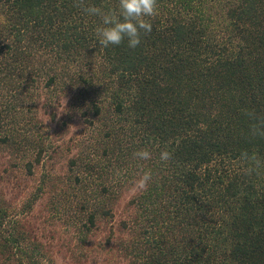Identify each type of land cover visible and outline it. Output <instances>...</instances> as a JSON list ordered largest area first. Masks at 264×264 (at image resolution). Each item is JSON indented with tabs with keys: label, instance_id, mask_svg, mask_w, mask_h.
<instances>
[{
	"label": "trees",
	"instance_id": "16d2710c",
	"mask_svg": "<svg viewBox=\"0 0 264 264\" xmlns=\"http://www.w3.org/2000/svg\"><path fill=\"white\" fill-rule=\"evenodd\" d=\"M116 4L0 0V75L24 66L83 125L68 173L45 172L22 208L0 194V264H59L28 218L49 186L82 249L134 187L124 264H264V0H156L136 48H102L83 7ZM3 125L0 111L29 174L53 158L44 135L20 146Z\"/></svg>",
	"mask_w": 264,
	"mask_h": 264
},
{
	"label": "rangeland",
	"instance_id": "374dc122",
	"mask_svg": "<svg viewBox=\"0 0 264 264\" xmlns=\"http://www.w3.org/2000/svg\"><path fill=\"white\" fill-rule=\"evenodd\" d=\"M21 68L13 74L0 75V111L4 119L1 136L10 135L20 146L33 147L32 140L39 132L45 140L49 139L54 152L53 158L45 157L44 166H35L34 173L29 174L25 165L28 161L26 154H15L12 147L0 141V194L19 208L38 190L45 172L68 173L67 161L75 153L72 148L74 139L83 131L81 121L69 120L67 108L71 95L58 98L53 91L42 86V80L28 84L23 75L28 71L24 66ZM32 77L33 80L38 79L35 75ZM46 190L47 193L36 202L28 218L41 239L51 246L59 264L125 263L119 256L117 242L124 236L120 230L121 222L130 218L133 212L129 200L136 192L134 187L123 190L115 203L114 219L100 222L90 244L83 249L76 243L75 233L68 223L70 217L67 214L71 212L63 210L58 214L50 209L54 189L49 186Z\"/></svg>",
	"mask_w": 264,
	"mask_h": 264
},
{
	"label": "clouds",
	"instance_id": "9594fccd",
	"mask_svg": "<svg viewBox=\"0 0 264 264\" xmlns=\"http://www.w3.org/2000/svg\"><path fill=\"white\" fill-rule=\"evenodd\" d=\"M87 16L99 18L94 36L102 48L120 45L126 42L127 47L134 49L141 42V33L152 31L151 18L157 14L156 0H117L115 8L96 5L83 7ZM139 159H148L150 153L141 150L134 153ZM169 154L161 152L160 159L167 161Z\"/></svg>",
	"mask_w": 264,
	"mask_h": 264
}]
</instances>
